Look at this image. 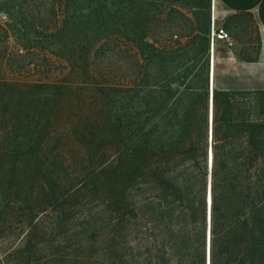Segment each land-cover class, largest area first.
Segmentation results:
<instances>
[{
  "label": "trees",
  "instance_id": "obj_1",
  "mask_svg": "<svg viewBox=\"0 0 264 264\" xmlns=\"http://www.w3.org/2000/svg\"><path fill=\"white\" fill-rule=\"evenodd\" d=\"M180 1L0 0V264H264V89Z\"/></svg>",
  "mask_w": 264,
  "mask_h": 264
},
{
  "label": "rangeland",
  "instance_id": "obj_2",
  "mask_svg": "<svg viewBox=\"0 0 264 264\" xmlns=\"http://www.w3.org/2000/svg\"><path fill=\"white\" fill-rule=\"evenodd\" d=\"M42 3H38L37 8L41 9V11H47L52 8L51 3L55 0H42ZM57 1V0H56ZM181 2V1H180ZM186 0H182L180 4L181 13H177L174 16L175 23L174 24H182L183 28L186 30L187 25H202L209 28V46H210V31L212 26L214 28L223 27L230 34V40L228 42L217 41L215 42L214 48V59L213 66L211 64V70L213 77L211 79V87H226L224 85L228 83H233L235 79H239L241 76V71L231 69V70H223L224 67L233 68L235 65L239 63V60L245 61L243 56H257L261 51L260 47L263 45V36L261 34V30L259 29L256 20L253 17L244 15L243 13H239L237 11H229L227 10L221 0H205L204 7H193L186 6ZM58 7V6H57ZM5 12L0 11V23H5L7 21V17L4 14ZM185 16L187 19H185ZM165 22V21H164ZM173 24V25H174ZM172 25V24H168ZM172 32H179L178 30H173ZM179 38V36H174L173 39ZM17 41L12 37V35L8 39V46L11 51H16L18 45ZM208 46V48H209ZM229 52V53H228ZM210 53V48H209ZM209 58L211 61V54H209ZM57 59V58H54ZM257 60V59H256ZM58 62L61 60L58 59ZM248 62V61H247ZM59 64V63H58ZM224 65L223 67H221ZM58 72H54V74L62 71V65H55ZM214 67V71L213 68ZM55 70L54 67H49V70ZM53 73V72H52ZM257 74H264L263 71L256 72ZM258 74V75H259ZM250 80H260L257 76ZM212 81H214L212 83ZM229 85V84H228ZM234 89V88H231ZM242 89V88H241Z\"/></svg>",
  "mask_w": 264,
  "mask_h": 264
},
{
  "label": "crops",
  "instance_id": "obj_3",
  "mask_svg": "<svg viewBox=\"0 0 264 264\" xmlns=\"http://www.w3.org/2000/svg\"><path fill=\"white\" fill-rule=\"evenodd\" d=\"M223 6L229 11H243L250 12L254 15V20L261 30L263 36V45L260 47L258 58L255 61L247 62L239 60V63L233 68L224 67L223 70L236 69L241 71L239 79H235L233 83H228L222 88H242V90H263L264 89V74H257L258 71L264 69V0H221ZM229 53V52H228ZM222 65L221 67H223ZM214 71V67H213ZM212 74V70H211ZM261 78L260 80H250L255 77ZM213 77V74H212ZM213 80V79H212ZM214 81H212L213 83ZM214 84V83H213Z\"/></svg>",
  "mask_w": 264,
  "mask_h": 264
},
{
  "label": "built area",
  "instance_id": "obj_4",
  "mask_svg": "<svg viewBox=\"0 0 264 264\" xmlns=\"http://www.w3.org/2000/svg\"><path fill=\"white\" fill-rule=\"evenodd\" d=\"M230 40V34L229 32L223 28V27H217L214 28L212 26L211 31H210V54L211 58H213V51H214V44L217 41H223V42H228Z\"/></svg>",
  "mask_w": 264,
  "mask_h": 264
},
{
  "label": "water",
  "instance_id": "obj_5",
  "mask_svg": "<svg viewBox=\"0 0 264 264\" xmlns=\"http://www.w3.org/2000/svg\"><path fill=\"white\" fill-rule=\"evenodd\" d=\"M210 63H211V61H210ZM210 104H211V85H210ZM208 191H207V193H208ZM207 202H208V209H209L210 193L207 194Z\"/></svg>",
  "mask_w": 264,
  "mask_h": 264
},
{
  "label": "bare ground",
  "instance_id": "obj_6",
  "mask_svg": "<svg viewBox=\"0 0 264 264\" xmlns=\"http://www.w3.org/2000/svg\"><path fill=\"white\" fill-rule=\"evenodd\" d=\"M213 59H214V51H213V58H211V64H212V66H213ZM213 68V67H212ZM211 79H212V74H211ZM212 88L213 87H211V93H212Z\"/></svg>",
  "mask_w": 264,
  "mask_h": 264
}]
</instances>
